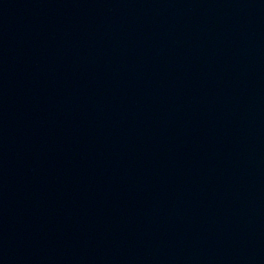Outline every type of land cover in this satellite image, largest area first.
Here are the masks:
<instances>
[{"label":"water","instance_id":"water-1","mask_svg":"<svg viewBox=\"0 0 264 264\" xmlns=\"http://www.w3.org/2000/svg\"><path fill=\"white\" fill-rule=\"evenodd\" d=\"M0 264H264V0H0Z\"/></svg>","mask_w":264,"mask_h":264}]
</instances>
